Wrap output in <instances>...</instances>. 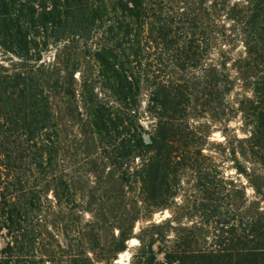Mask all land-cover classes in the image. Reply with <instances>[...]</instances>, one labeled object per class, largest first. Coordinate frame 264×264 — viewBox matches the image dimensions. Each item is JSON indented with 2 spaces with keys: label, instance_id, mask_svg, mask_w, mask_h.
Returning a JSON list of instances; mask_svg holds the SVG:
<instances>
[{
  "label": "trees",
  "instance_id": "trees-1",
  "mask_svg": "<svg viewBox=\"0 0 264 264\" xmlns=\"http://www.w3.org/2000/svg\"><path fill=\"white\" fill-rule=\"evenodd\" d=\"M196 3L0 0V48L29 64L0 66V234L6 230L12 240L20 236L50 187L58 197L67 195L68 202L70 186L49 97L63 86L56 68L33 64L42 62L50 47L78 45V53H69L68 70L79 71V53L94 57L99 84L119 105L87 99L102 156L124 182L135 176L149 205L162 209L178 195L180 174L195 176L200 217L211 225L213 241L198 248L192 232H183L178 244L164 248L159 264H264V214L243 216L231 208L221 170L202 154L201 138L187 119L190 88L172 76L175 70L201 67L212 47V27ZM230 14L247 48L245 66L257 71L248 143L252 159L264 166V0L234 2ZM143 91L156 120L149 142L136 115ZM135 159L141 163L130 172ZM249 181L264 198V181ZM156 241L154 233L141 239L148 264L155 258ZM12 249L11 244L0 249V264L12 258Z\"/></svg>",
  "mask_w": 264,
  "mask_h": 264
},
{
  "label": "rangeland",
  "instance_id": "rangeland-1",
  "mask_svg": "<svg viewBox=\"0 0 264 264\" xmlns=\"http://www.w3.org/2000/svg\"><path fill=\"white\" fill-rule=\"evenodd\" d=\"M197 1L195 6L203 10L212 27V47L201 67L175 70L172 76L190 88L187 119L201 138L202 154L221 170L231 208L243 216L264 214V198L249 181L263 182L264 166L252 159L248 143L255 119L251 108L256 104L257 71L245 66L247 48L240 26L230 14L239 0ZM79 48L50 47L42 62L33 64L35 68H56L63 86L50 91L49 97L62 168L70 186L68 202L67 195L56 196L52 187L45 190V202L20 236L12 240L6 230L1 232L0 249L8 244L13 247L12 258H4L1 264H148L141 239L150 233L157 238L152 264L161 263L164 248L178 244L186 231L192 232L198 248L208 247L213 229L200 217L193 173L183 171L178 195L169 207L156 209L146 201L135 176L125 183L102 156L87 99L113 108L119 105L99 84L100 66L94 57L79 53V71L68 70V59ZM0 66L13 69L29 64L0 48ZM142 93L136 115L146 131L144 136H149L156 120L148 112L147 92ZM140 163L139 159L131 161L130 172Z\"/></svg>",
  "mask_w": 264,
  "mask_h": 264
},
{
  "label": "water",
  "instance_id": "water-1",
  "mask_svg": "<svg viewBox=\"0 0 264 264\" xmlns=\"http://www.w3.org/2000/svg\"><path fill=\"white\" fill-rule=\"evenodd\" d=\"M144 138H145L146 142H149L150 141V138H149L148 135H145Z\"/></svg>",
  "mask_w": 264,
  "mask_h": 264
}]
</instances>
